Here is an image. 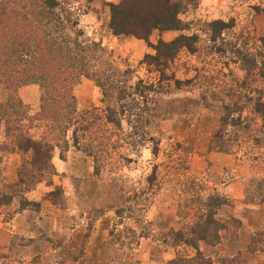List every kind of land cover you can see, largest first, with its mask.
Segmentation results:
<instances>
[{"label": "rangeland", "instance_id": "1", "mask_svg": "<svg viewBox=\"0 0 264 264\" xmlns=\"http://www.w3.org/2000/svg\"><path fill=\"white\" fill-rule=\"evenodd\" d=\"M118 1L57 0L61 18L100 42L127 71L128 93L139 81L153 86L144 106L135 98L143 119L125 114L119 129L107 124L100 90L80 78L73 88L77 110L100 118L83 137L91 156L73 147L70 129L65 161L55 149V175L33 179L31 188L18 183L21 155L2 150L0 124V264L194 259L196 251L183 240L209 211L219 230L217 243H197L205 262L264 264V121L254 110L257 101L264 105V79L259 68L248 77L246 67L248 53L264 61V0H199L179 16L185 30L153 31L151 44L181 34L198 38L197 51L180 50L161 81L143 63L145 54H154L143 40L109 30L107 4ZM213 20L231 23L215 41L202 29ZM17 93L35 114L41 88L29 84ZM6 99L0 84V115ZM30 132L41 136L39 128ZM216 196L225 203L219 208L208 201Z\"/></svg>", "mask_w": 264, "mask_h": 264}, {"label": "trees", "instance_id": "2", "mask_svg": "<svg viewBox=\"0 0 264 264\" xmlns=\"http://www.w3.org/2000/svg\"><path fill=\"white\" fill-rule=\"evenodd\" d=\"M198 1L119 0L108 3V28L114 36L143 40L154 51V54L144 55L143 63L159 74V81L165 80L167 64L182 49L195 53L198 38L181 34L169 42L159 39L155 44L149 43L148 38L155 30L160 33L185 30L179 16L195 7ZM58 7L57 0H0V84L7 91L0 115L4 136L1 147L5 152L17 153L23 158L18 183L28 188L33 179L40 182L55 175L52 163L55 149H58V158L65 161L66 135L70 129L73 147L77 150L84 147L91 156L87 150L92 147L84 143L83 137L100 118L93 116L94 111L77 110L73 88L80 78L92 81L100 90L103 119L116 129L120 128L125 114L142 121L145 109H140V102L135 98H140L144 106L150 93L154 92L152 85L139 81L134 92L128 93L126 81L122 79L127 71H121L112 63L110 52L100 42L85 38L83 32L76 29V23L61 18ZM230 27L231 23L221 20L202 24L212 41ZM237 54L242 61L246 59V55L238 51ZM246 67L248 77L259 68V75L264 79V61H257L248 53ZM29 84H37L42 91L39 109L32 115L17 93L19 87ZM128 98L130 103L126 102ZM135 109L139 112L134 113ZM254 110L264 121V105L257 101ZM34 128L41 130L39 138L31 134L30 130ZM94 163H97V157H94ZM97 169L95 165V174ZM208 201L218 208L225 204L218 196L210 197ZM212 216L213 212L209 211L205 220L195 223L190 229V238L183 240L182 233L174 234L178 242L183 240L196 251V257L176 259L168 264H208L202 259L197 243H217L219 228Z\"/></svg>", "mask_w": 264, "mask_h": 264}]
</instances>
